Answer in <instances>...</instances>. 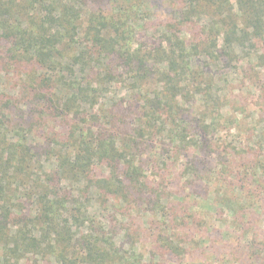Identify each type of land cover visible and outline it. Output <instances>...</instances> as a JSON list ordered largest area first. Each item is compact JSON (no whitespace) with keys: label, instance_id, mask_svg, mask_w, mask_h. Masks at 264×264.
I'll return each mask as SVG.
<instances>
[{"label":"trees","instance_id":"trees-1","mask_svg":"<svg viewBox=\"0 0 264 264\" xmlns=\"http://www.w3.org/2000/svg\"><path fill=\"white\" fill-rule=\"evenodd\" d=\"M164 1L173 13L149 32L145 11ZM220 62L255 63L263 100L264 0H0V264H178L202 250L264 264L250 236L264 132L217 146L232 114ZM173 162L184 196L164 185ZM212 175L232 228L199 252L188 195Z\"/></svg>","mask_w":264,"mask_h":264},{"label":"rangeland","instance_id":"rangeland-1","mask_svg":"<svg viewBox=\"0 0 264 264\" xmlns=\"http://www.w3.org/2000/svg\"><path fill=\"white\" fill-rule=\"evenodd\" d=\"M145 12V20L142 23L145 22V28L149 32L153 33L155 30H161L162 22L167 16L173 13V8L170 5L168 6L167 1H164L162 6L158 9H151L150 11ZM142 23L139 27L143 26ZM256 53V50H251L250 54H246V52H244L240 53V55L242 58H248L250 60L249 56H254ZM254 58L256 59L257 57L255 56ZM254 65L255 63H249L244 69V66L240 63L233 64L231 62L227 65V67H225V63L220 62L217 63L216 67H212L213 71H218V76L223 79V81H220L221 84H219L218 89H225V93L227 94V105L232 111V114L228 118V124L222 128L223 135L221 136L219 134L214 137L215 139L218 138L216 142L218 147L222 148L230 141L233 142L234 146H240V140L248 137V132L256 133L257 128H261L264 132V97L263 100L259 97L256 89L257 84L253 81L254 79H252V75H250V71L248 69L255 68ZM230 135L233 137H230ZM256 135L260 136L258 133H256ZM261 136H263L262 133ZM160 172V166H157L156 168H153L152 166L150 167L149 176L152 180H155L156 178L160 179ZM163 175L166 176L164 185H166V189H168L169 192H172L178 197L184 196L189 192L188 185L190 186L191 183L189 181L187 184V177L180 171L178 163L173 162L170 170L163 173ZM213 176L215 175H212V177ZM205 185V182L200 183V187H205ZM207 186L208 188L203 194L204 197L194 198L193 195H188L191 197V204H195V206L191 209L192 213L198 214L199 217L197 218L200 219V222L198 223L199 227L196 231H194V233L197 234V238L194 242L199 248V252L202 250L200 248L204 249L205 246L210 247L212 244L211 242H218V233L224 234L232 228L228 218L226 216H222V210L221 212L218 211L219 208L216 207L214 199L216 192L220 189L225 193H230L227 183H219L218 179L214 180L213 177V180ZM95 203L96 208L99 209L98 202L95 201ZM253 224L255 225L253 228L255 232H252L250 236L257 233L260 240H262V238H264L263 218H260V220L253 219ZM244 235V232L237 230L234 232L233 236L227 234V238L230 242H232V244L237 245L240 240V236ZM139 242H141V244L138 245V250H141L148 255L152 248V241L149 238L142 236L139 239ZM178 264H244V260L237 258L231 259L230 257H222L220 255L216 256L211 250H202V254L200 255L197 253L193 256L189 253V255L182 258Z\"/></svg>","mask_w":264,"mask_h":264}]
</instances>
